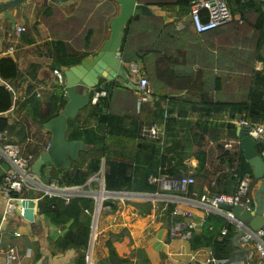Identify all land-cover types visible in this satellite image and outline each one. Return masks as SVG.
<instances>
[{
	"label": "crops",
	"instance_id": "obj_1",
	"mask_svg": "<svg viewBox=\"0 0 264 264\" xmlns=\"http://www.w3.org/2000/svg\"><path fill=\"white\" fill-rule=\"evenodd\" d=\"M88 2L94 3V7H89ZM137 2L143 3V0ZM104 3L111 9L102 21V25L95 26L102 30L99 37L101 41L98 44L100 46L109 35L110 20L119 12V5L115 0H69L57 3L51 0H25L8 9L15 18V24L25 28L21 33H17L15 24L13 25L0 12V57L6 55L13 57L19 71L17 79L12 83L0 78V84L11 87L13 93L12 107L5 113L10 121L20 119L21 114H24L23 109L18 110V105L30 94H36L41 100V108L44 109L49 95L59 84L53 74L49 44L54 39L51 30L56 29L57 22H62L65 18L72 19V12L79 9L82 4L80 10L83 12V19H79L70 29L62 25L58 27L60 31L68 30L73 36L80 35L84 29H87L89 20L92 22L98 19L101 14L95 9ZM148 6L151 9V20L144 14L143 20H149L146 24L139 23L140 19L131 22L130 37L128 34L126 47L128 46L129 50H144L145 65L150 63V71L143 68L142 70L149 79L152 62L160 61V81L153 82V87L149 81V87L152 97L156 98V94L164 95L162 108L168 110L169 116L177 125L175 132L169 131L166 145H177L178 148L168 155H175L177 162L185 164L186 169L182 170L179 176H183L184 172L193 175L195 177L193 187L196 192H205L211 187L215 188V178L220 173L232 170L225 162L218 160L217 145H222L223 150L238 149L234 134L236 135L239 118L228 117L227 111H216L212 103L246 100L253 72L263 68L264 52L259 47L257 32L250 23L247 28L241 27V19L233 23V17L231 21L212 33L199 35L194 32L190 24L188 10L178 12L177 5ZM49 7L52 15L46 16L44 12ZM250 17L253 20L252 13ZM67 42L71 43V40ZM91 42L92 49L89 50L93 52L96 47L93 46V40ZM71 45L73 46L72 43ZM10 47L12 50L9 49ZM73 47L78 51L87 50L84 47ZM123 63L127 67L128 62ZM115 80L120 81L121 86L111 87L113 88L111 101H113L108 111L132 114L126 111L128 106L123 100L126 98L133 106L135 111L133 114H138L142 104L138 92L129 87L125 89L119 77ZM107 82L110 81L105 79V83ZM119 93L122 101L116 106L115 98L119 97ZM152 97L147 101L148 103L144 102V105L150 104ZM114 103L117 112L113 107L110 108ZM142 111L143 116L140 114ZM142 111L139 114L144 117L147 113L146 108ZM200 123H207L208 129L202 132L197 127ZM227 123H233L234 127H228ZM260 124L264 126V122ZM91 125L96 127L94 120L91 121ZM163 129L161 140L165 138L164 125ZM39 133L35 135L36 146H42V140L47 139L49 142L50 133L47 130L40 129ZM38 139L42 140L38 142ZM194 140L201 143L208 154L205 172L211 182L210 185L204 182V177L199 178L194 175L198 164L194 151L200 147ZM186 142H189L188 149L179 146ZM228 142L232 144L231 147L224 146ZM45 148L44 146L43 149ZM115 149L133 152L134 144H120ZM7 167V162L1 159L0 176ZM162 176L161 188L172 192L175 180L172 181L168 175ZM228 179L229 177L224 182L226 183L224 186L223 184L220 186L226 187L227 192L230 193L234 181L228 184ZM115 206L114 210L108 208L109 212L106 211L104 216L101 215V209L99 211L92 244V264H190L187 254L191 250L197 254L198 264H214L204 261L209 254V248L191 249L188 239L183 240L169 235L166 207L162 211L154 205L149 213L143 214L133 203L116 202ZM2 207L3 198L0 194V247L11 245L19 247V256L9 264H78L77 249L69 247L60 250L55 246V239L62 235L65 229L40 213L38 202H35L33 208L32 222L24 218V207L21 203L17 206L15 216L1 222ZM192 209L198 211L193 207ZM15 232H20V235L16 236ZM118 234L119 236L115 237ZM109 241L116 252V260L109 255ZM246 247L249 264H264V260L259 259L250 245ZM177 251H182L183 255H177ZM215 264H226V262L223 263L219 259Z\"/></svg>",
	"mask_w": 264,
	"mask_h": 264
},
{
	"label": "trees",
	"instance_id": "obj_2",
	"mask_svg": "<svg viewBox=\"0 0 264 264\" xmlns=\"http://www.w3.org/2000/svg\"><path fill=\"white\" fill-rule=\"evenodd\" d=\"M225 1L232 14V19L234 17L232 22L237 23L238 19H241L242 23L249 21L248 23H250L251 27L257 32L259 47H261L264 52V0ZM190 2L191 0H143V4L146 5L163 7H173L177 5L179 7L178 12L189 10ZM88 4L90 5L91 2H88ZM109 9L111 8L107 7L106 3L98 6L95 11L99 12L101 15H99L97 20L92 22L89 20L87 29H84L80 34L82 36H73L68 30H51L54 39H52L49 44L51 46L50 56L52 58L51 66L53 69L63 71L71 65L78 64L85 56L93 54V52L89 50L92 49L91 41L101 37L100 35L102 33V30L95 28V26L97 24L99 26L102 25V21L105 19V16H107ZM250 13L254 16L253 20L247 19V15H250ZM44 14L46 16L52 15L51 8H47ZM72 15V19L65 18L64 21L57 22L56 26L59 27V25H62L64 28L70 29L75 26V23H77L79 19L84 18L80 8L74 10ZM143 16L144 14H135L125 24L122 31V44L120 47L121 59L126 63L131 60L139 62L143 69L150 71V63H148L147 66L145 65L144 50H129L128 46L126 47L131 22L140 19L139 23L146 24L152 17V15L146 14L150 19L143 20ZM236 16L238 17L237 19L235 18ZM216 29L217 28L203 33L194 32L199 35H206L212 33ZM212 35H214V33ZM76 38H83V45H78L77 48L84 47L87 50L78 51L71 45V43H75L74 40ZM68 40H71V43L67 42ZM159 66V60L151 64L150 79L152 84L158 80L160 81L161 70ZM18 75L17 62L14 58L9 55L0 57V78L12 83V81L17 79ZM119 82L120 81L112 80L105 83V78H101L99 83L92 88L91 91L104 90L106 95L98 98V101L94 104L89 102L79 110L74 118L68 120L66 139H79L86 147L79 151L78 158L76 160H71L70 166L67 168L61 166L54 167L50 164L49 181L54 180L58 185L66 186L82 185L90 175L99 171L103 164L104 184L106 189L155 193L166 192V190L160 188V182H150L149 178L151 176L161 178L163 177L162 175H168L173 177L179 175L182 170L186 169L185 164L176 161L175 155H168L178 148L177 145H166L169 131L175 132L177 127L169 116V112L165 119V138L163 140L149 139L145 134H142L143 127L146 123L149 124L151 121L162 120L165 110L162 108L164 95L156 94V98L151 96L153 99L148 105H144V102H140L142 104L139 112L146 108L147 113L144 117L140 116V114L143 116V111L140 112V114L139 112L138 114L112 113L108 111L109 105L113 101H111L113 92V88L111 89V87H120L121 85ZM124 88L126 89L127 87L124 86ZM120 95L121 93H119L118 98H115L117 106L122 101ZM65 102L66 95L63 85L58 84L55 90L49 95L47 105L44 109L41 108V100L36 94H30L22 99L18 105L19 111L22 109L24 110L23 117L21 116L20 119L10 121L5 113L12 107L13 93L6 86L0 84V131L7 130L13 135L15 142L24 146V151L31 152L36 157L43 147H46L48 140L41 139L42 146H36V142H27L31 127L30 122L37 123L40 128L43 129V124L53 116H56L63 109ZM212 104L216 111H227L228 117L230 118H244L251 123L264 122V62L261 70L253 72L251 86L248 90L246 100L236 102L218 101ZM114 105L115 103L113 104V108ZM110 108H112V106H110ZM114 111L117 112L115 108ZM93 120L95 121L96 127L91 125V121ZM227 125L230 128L234 127L233 123H227ZM197 127L204 132L208 129V124L200 123ZM234 137L238 140V136L234 134ZM41 140L38 139V142ZM194 141L198 142L196 140ZM189 142L179 146L183 149H188ZM126 143L134 144L133 152H126L123 149L117 151L115 149L116 146L120 144L126 145ZM198 145H200V147L194 151L198 159L196 173L194 175L199 178L204 177V182L210 185L211 182L207 172H205L208 154L202 148L201 143L198 142ZM237 147V150H223L222 145H217L219 153L218 160L225 162L232 170L220 173L215 178V188L211 187L209 190L210 192L217 191L216 193H228L227 188H223L226 184L224 182L227 177H229L228 184L230 181H234L235 184L236 178L234 174L240 177L248 174L252 177V167L245 160L239 144ZM256 148L259 155L264 159L261 155V152L264 151V141L256 142ZM179 159L182 160L181 157H179ZM46 165L47 164L43 165L41 168L42 175ZM215 168L219 169L218 167ZM186 174L187 172L183 173V175ZM254 183L255 179L253 178L251 187ZM222 184L223 186H220ZM194 191H196L195 188L193 185H190L188 187V193ZM174 192L179 193V190H175ZM32 193V191L27 192L23 190L19 194L30 197ZM115 203L116 202L112 200H108L104 202V205H109L110 210H114L116 208ZM133 205L139 207L143 214L149 213L150 209L153 207L151 202H135ZM174 206V203L166 204L168 224H170V212L173 210ZM38 209L40 213L49 217L50 221L54 224L65 229L64 233L55 239V246L60 250L69 247L77 249L79 253L78 264H85V253L88 248L91 232L94 199L92 197L75 196L66 202L60 196L44 194L38 200ZM222 228H226V233L224 235L220 232ZM234 233L233 225L229 224L225 217L219 214L209 213L204 217L200 230L198 232L192 231L188 240L191 249L207 247L211 250V254L214 258L228 259L233 251L230 238ZM118 236L119 234L115 235V237ZM108 245L110 257L116 260V252L111 247L110 241Z\"/></svg>",
	"mask_w": 264,
	"mask_h": 264
},
{
	"label": "built area",
	"instance_id": "obj_3",
	"mask_svg": "<svg viewBox=\"0 0 264 264\" xmlns=\"http://www.w3.org/2000/svg\"><path fill=\"white\" fill-rule=\"evenodd\" d=\"M188 17L193 30L196 33H203L212 29L218 28L232 20V14L228 8L225 0H191ZM180 27V26H178ZM17 33L24 31L23 26L15 24ZM12 50V47L9 48ZM129 77L138 86L139 99L142 102L148 101L151 98V89L149 87L148 77L142 71V65L139 62L131 61L127 64ZM53 74L59 84L63 85L64 89V75L61 70L53 69ZM6 86V85H5ZM9 90L11 87L6 86ZM65 92V91H64ZM104 90H95L90 93V102L96 103L98 98L105 96ZM168 116V111L165 109L162 120L153 121L147 126L143 127L142 134H145L149 139H161L164 129L163 125ZM238 124L245 126L248 134L255 139L256 142L264 141V126L260 123H251L244 118L237 120ZM27 142H33V139L28 136ZM238 143V140L235 141ZM225 147H231L232 144L228 142ZM264 157V151L261 152ZM4 159L8 167L4 170L0 177V194L3 198V207L1 210V222L15 216L18 200L30 198L38 202L42 195H55L62 197L66 202L75 196L92 197L94 199V210L92 214L91 232L88 243V248L85 253V264H92V244L95 237L96 224L101 207L104 205V200H112L114 202L137 199L146 201L147 195H153L154 199L158 192H136L131 190H108L104 184V168L103 165L99 171L90 175L86 182L82 185H58L56 181H49L50 178V164L41 171L40 177H35L30 170L31 164L35 159V155L31 152L24 151V146L14 141L13 135L7 130L0 131V160ZM45 165V164H44ZM236 180L234 190L230 193H216L210 192L208 189L205 192L188 193V187L195 183V178L191 174L177 175L170 179L175 180V185L172 192L165 193L172 197L170 202L175 206L170 212L169 235L171 237H178L180 239H189L192 231L198 232L204 221V217L209 213L219 214L226 218L229 224L233 225L235 229H241L242 235L239 242L242 246L250 245L257 253L260 260H264V225L257 230L252 229L248 223L241 221L234 216L231 210H226L223 206L228 205L231 208L234 205H240L243 209L252 211L254 209V202L250 192L253 178L245 174L238 176L234 174ZM150 182L163 181V177H150ZM163 189V188H162ZM23 190L30 192V197H25L19 193ZM179 190V193L174 192ZM183 194H180L181 191ZM18 194V195H16ZM104 201V202H103ZM107 209L109 205H104ZM195 208L198 211H194ZM179 217V218H178ZM221 234L226 233V228L221 229ZM16 236L20 232H15ZM247 249V247H246ZM196 250V249H195ZM177 255H183L182 251H177ZM19 256V247L17 245L0 247V264H9L16 260ZM190 264H198V257L194 251H189L187 254ZM216 259L212 256L211 250L205 258L206 263H216ZM226 264H242V261H233L227 263L228 259H221Z\"/></svg>",
	"mask_w": 264,
	"mask_h": 264
},
{
	"label": "water",
	"instance_id": "obj_4",
	"mask_svg": "<svg viewBox=\"0 0 264 264\" xmlns=\"http://www.w3.org/2000/svg\"><path fill=\"white\" fill-rule=\"evenodd\" d=\"M25 0H4L0 1V12L13 25L15 18L8 10ZM53 2H66L69 0H51ZM119 5V12L110 20L109 35L93 54L85 56L78 64L71 65L63 70L64 91L66 102L63 109L43 124V128L50 133L49 142L45 149L39 152L31 164L30 170L35 177L41 176V168L44 164H51L54 167L67 168L71 160L78 158L79 151L86 146L79 139H66L68 120L74 118L79 110L90 102V93L100 81L105 78L108 81L121 79L122 83L136 92L138 86L129 77L123 61L121 60L122 31L124 25L135 14H151L148 5L138 3L137 0H115ZM238 136V143L247 163L252 167V177L255 183L251 187V195L254 202V209L248 211L240 205L232 208L228 205L223 207L231 210L235 217L248 223L254 229H260L264 225V159L259 155L256 148V141L248 134L245 126L237 125L235 130ZM24 207V218L33 221V208L35 201L30 198L18 200ZM242 235L241 229H235L231 236L233 251L227 263L242 261V264H249L248 252L245 246L239 242Z\"/></svg>",
	"mask_w": 264,
	"mask_h": 264
},
{
	"label": "rangeland",
	"instance_id": "obj_5",
	"mask_svg": "<svg viewBox=\"0 0 264 264\" xmlns=\"http://www.w3.org/2000/svg\"><path fill=\"white\" fill-rule=\"evenodd\" d=\"M81 5L82 4H80V6H79V8L81 7ZM89 7H91V8H93L94 7V3H91L90 5H89ZM247 19L248 20H250L251 19V17H250V15L248 14L247 15ZM248 22L249 21H246L245 23H242L241 24V27H245V28H247L248 26H249V24H248ZM60 27V26H59ZM56 28V30L57 31H60V30H58V27L56 26L55 27ZM62 31V30H61ZM247 31V30H246ZM80 36H82V35H80ZM83 39V38H82ZM82 39L81 38H76L75 40H74V42L75 43H73V46H78V45H80V46H82L83 45V41H82ZM101 41V38H98V39H93V46L94 47H96L94 50H93V52L95 51V50H97L98 48H99V46H98V44H99V42ZM97 46H98V48H97ZM146 70V69H145ZM62 73H63V71H62ZM148 76V75H147ZM150 78H151V76H150ZM148 79H149V77H148ZM149 81H150V84H152L151 83V79H149ZM154 85L152 84V87H153ZM125 102H126V105L128 106V108H127V112H129V113H135V111H134V109H133V106H131V104H130V102L129 101H127L126 100V98H124L123 99ZM131 101H133V100H131ZM117 102V101H116ZM117 106V105H116ZM113 107V106H112ZM130 107H132V109H130ZM23 114V113H22ZM21 114V116L23 117V115ZM148 125V123H146L144 126H147ZM41 128H40V126L39 125H37V124H34V123H32L31 124V127H30V130H29V136L33 139V142L35 141V139H36V134H38L37 132L40 130ZM195 178V177H194ZM195 184V183H194ZM168 191H170V190H168ZM181 191V193L180 194H183V191L182 190H180ZM158 195H155L156 197L154 198V199H152V196L153 195H147V197H146V202H151V203H153L158 209H160V210H162V211H164L165 210V207H166V202H170L171 201V199H172V197L170 196V195H165V193H157ZM104 201H106V200H104ZM103 201V202H104ZM118 202H120V204H129V203H135V202H144L143 200H137V199H132V200H127V201H125V202H122V201H118ZM152 204V206H154ZM134 206H136V205H134ZM137 207V206H136ZM109 212V209H107L106 207H104V205H103V207H101V215H105L106 213L105 212Z\"/></svg>",
	"mask_w": 264,
	"mask_h": 264
},
{
	"label": "clouds",
	"instance_id": "obj_6",
	"mask_svg": "<svg viewBox=\"0 0 264 264\" xmlns=\"http://www.w3.org/2000/svg\"><path fill=\"white\" fill-rule=\"evenodd\" d=\"M131 62V61H130ZM126 67V66H125ZM126 70H127V72H128V68L126 67ZM129 75V74H128ZM138 92V91H137Z\"/></svg>",
	"mask_w": 264,
	"mask_h": 264
},
{
	"label": "bare ground",
	"instance_id": "obj_7",
	"mask_svg": "<svg viewBox=\"0 0 264 264\" xmlns=\"http://www.w3.org/2000/svg\"><path fill=\"white\" fill-rule=\"evenodd\" d=\"M136 220H138V219H136ZM129 223V222H128ZM131 223V222H130ZM135 223V222H134ZM136 233H137V231H136Z\"/></svg>",
	"mask_w": 264,
	"mask_h": 264
}]
</instances>
